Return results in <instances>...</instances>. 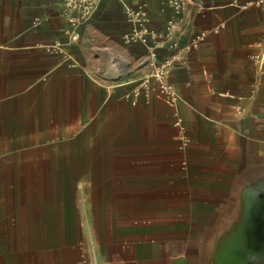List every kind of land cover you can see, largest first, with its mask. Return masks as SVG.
<instances>
[{"label": "crops", "instance_id": "crops-1", "mask_svg": "<svg viewBox=\"0 0 264 264\" xmlns=\"http://www.w3.org/2000/svg\"><path fill=\"white\" fill-rule=\"evenodd\" d=\"M262 44L256 0H0V264H264Z\"/></svg>", "mask_w": 264, "mask_h": 264}, {"label": "built area", "instance_id": "built-area-1", "mask_svg": "<svg viewBox=\"0 0 264 264\" xmlns=\"http://www.w3.org/2000/svg\"><path fill=\"white\" fill-rule=\"evenodd\" d=\"M102 0H64V6L69 23L77 29L83 22L92 16L96 10L98 4ZM172 8L175 12H181L187 3V0H163ZM258 4H264V0H256ZM126 12L129 19L134 25L132 36L129 38L130 41H142L147 42V37L152 35V31L148 27V14L146 8L141 5L127 6ZM175 22H169L168 31L166 36H171L175 31ZM264 55V44L258 46L256 54L253 58L258 60ZM161 89V92L170 101H175V96L171 92L169 85L166 82V68L159 67L154 73V77ZM149 79L143 81V86L148 87ZM186 143V141H184Z\"/></svg>", "mask_w": 264, "mask_h": 264}]
</instances>
